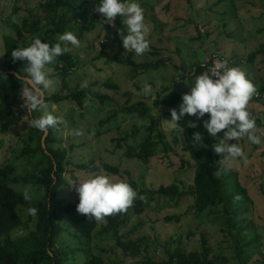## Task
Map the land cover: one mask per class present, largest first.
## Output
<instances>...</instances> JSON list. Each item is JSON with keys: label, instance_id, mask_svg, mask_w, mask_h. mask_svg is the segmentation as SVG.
I'll use <instances>...</instances> for the list:
<instances>
[{"label": "rangeland", "instance_id": "rangeland-1", "mask_svg": "<svg viewBox=\"0 0 264 264\" xmlns=\"http://www.w3.org/2000/svg\"><path fill=\"white\" fill-rule=\"evenodd\" d=\"M38 0H28L21 5L14 22L18 23L29 16V11H35V3ZM191 2V3H190ZM139 0L144 9L145 22L148 26L147 39L149 50L142 57L134 54L136 62L163 60L165 65L158 70H150L147 73L132 75L129 68L105 63L104 59L98 60L97 55L102 49L112 55L121 58L129 52L123 49L118 36V30L123 27L119 16L112 23H108L105 17L96 12L97 3L89 6L87 20L92 21L96 16L95 29L86 33L82 39H78V47L67 45L68 51L78 59V65L70 76L66 78L67 88L73 90L77 87H88L91 91H100L110 97V101L103 104L98 101H85L84 107L79 109L73 102L67 101L59 105L48 104L47 111L53 115L62 117V127L57 128L52 135L53 147L66 148L74 145L69 159L72 165L94 162V170L86 172L78 170L74 166H68L64 173L67 183L60 188L58 198L64 202H76L78 195L75 192V182L89 178L96 174H105L114 180L135 181L143 184L147 189H157L160 186L178 185L181 189L188 188L193 183L194 169L186 165L181 166L182 161H189V155L183 150L180 132L175 125L169 126L162 122H171V116L167 113L170 108L160 107L153 110L148 118L136 119L132 115L119 114L107 124L100 126L99 121L118 111L126 104L143 101L151 106L157 92L164 88H170L180 95V100L175 108L179 115L181 96L190 90V84L194 81L188 77L182 79V69L188 70L190 66L198 62H205L212 51L222 53L231 60V67H239L246 72L256 90L264 89V54L259 55L251 63L248 56L264 44V0ZM14 0H0V60L4 55L3 36L13 35L10 29L5 28L3 20L11 14ZM78 25L69 23L66 31L76 33ZM58 40V38H57ZM31 41L27 40V44ZM24 66H21L22 71ZM193 76L192 72H188ZM53 81L52 87L46 91L45 96L53 93H67L59 86L60 78L51 69L49 73ZM133 77V78H132ZM110 81L118 86L117 90L102 88L104 81ZM145 84H150L153 89L151 95L143 93ZM189 84V85H188ZM248 111L255 118L257 128L264 132V100L248 103ZM38 117L42 113L35 112ZM205 114L203 119H207ZM191 122L196 121L191 116ZM158 123L172 144L173 152L169 157L158 155L150 160L147 165L122 158L124 144L116 148L113 140L119 139L123 133H130L134 125ZM197 133L200 137V146H205L204 134L206 130L198 126ZM83 130V135L75 136L72 133ZM97 133L98 136L95 134ZM261 135L260 133H257ZM31 132L27 118H24L17 126L11 128L6 135H0V166L11 164L16 167L17 175H25L33 169L37 162V155L26 153L27 148H34L36 141L30 138ZM209 137L219 141L223 137V131L217 137ZM46 138V137H45ZM62 139V143L57 140ZM141 140V135L135 141L128 140V144H134ZM261 144L252 145L241 139L239 143L247 158L245 164L237 158L230 170L237 174L242 186L251 198L248 209V219L256 226L255 232L250 233L245 241L254 239L250 247L243 249L248 264L255 262L264 255V135H261ZM45 142V139H44ZM229 141H227L228 143ZM118 166L121 177L104 173L99 167V162ZM128 172V175L125 174ZM22 185H14L15 192L23 195ZM30 200H39L40 193L31 189ZM192 204L188 196L180 201H170L156 197L151 202L149 209L140 216L129 215L128 221L121 229L125 239L135 240L146 237L148 245L147 255L155 261H167L166 250H173L180 246L187 251L196 250L199 247L201 234L204 235L216 251L227 258L226 264H238L231 243H226L227 237L223 236L219 225L212 223V219L206 214L197 216L193 213L185 215L186 210ZM23 222H27L30 215L23 209L20 211ZM180 216V222L166 223L167 216ZM32 217V216H31ZM103 224V222H99ZM30 230L32 224L27 225ZM134 226L137 228L133 230ZM28 227L14 232L13 236H23L28 232ZM194 233L187 241L188 233ZM176 235L181 237V243L174 241ZM62 239L67 244L71 238L64 234ZM112 242L95 241L91 247L94 253L101 250L109 251ZM146 254V253H143ZM76 264H82L85 258L82 254H76ZM137 261L128 260L126 264ZM74 261H71L73 264ZM136 264V263H135Z\"/></svg>", "mask_w": 264, "mask_h": 264}, {"label": "trees", "instance_id": "trees-1", "mask_svg": "<svg viewBox=\"0 0 264 264\" xmlns=\"http://www.w3.org/2000/svg\"><path fill=\"white\" fill-rule=\"evenodd\" d=\"M188 3L190 0H187ZM28 0H14L11 14L3 20L5 28L11 30L13 35L3 36L4 55L0 60V135H6L8 131L17 126L24 118L29 121L35 118L34 112L30 117L23 107L24 101L20 96L21 84L12 73L18 74L22 61L15 63L11 57V51L15 47L27 45V40L38 36L42 42L55 44L59 41L58 36L68 29L69 23L78 25L75 35L82 39L86 33L95 29L96 16L90 22L87 20L89 6L97 3L98 0H38L35 11H29V16L18 23L14 18L18 15L21 5ZM191 3V2H190ZM214 50L212 51V53ZM264 54V44L251 52L248 61L253 62L259 55ZM98 60L104 59L105 63L122 65L130 69L133 76L147 73L150 70H158L165 65L163 60L136 62L134 53L129 52L121 58L112 55L106 49H102L97 55ZM182 69V79L188 77L193 79L195 75L203 73L197 69L193 76H189L193 67ZM78 65L76 59L69 51L56 58L55 62L49 65L60 78L59 86L67 93H53L45 96L47 105H59L63 102H73L77 108L82 109L85 101H98L103 104L110 101V97L100 91H91L88 87L67 88L66 78L74 73ZM133 78V77H132ZM102 88L117 90L118 86L110 81H104ZM264 93V89L260 90ZM180 100V95L170 88H164L157 92L151 106L143 101L129 103L114 111L105 119L100 120V126L110 122L119 114L132 115L136 119L148 118L153 110L160 107L174 109ZM259 102V101H258ZM170 116V111L167 113ZM191 117L187 114L177 122V131L181 134L183 150L189 155V161H182L181 166L186 165L194 169L193 183L185 189L178 185L160 186L157 189H147L143 184L135 181H127L137 193L133 203L123 212L115 213L104 219V223L90 219L88 216L79 214L76 211V202H64L58 198L59 190L67 185L64 173L68 166H71L69 154L74 145L68 149L53 147L52 135L56 133L55 127L48 131L45 138V148L42 147L41 139L43 134L38 130L30 128V138L36 141L34 148H27L26 153L37 155V162L33 169L25 175H17L16 167L11 164L0 166V264H76V254H82L85 261L82 264H126L128 260H136L133 264H226L227 258L216 251L203 234L199 240V247L196 250L187 251L178 246L173 250L167 249V261H155L148 256L147 238L128 240L122 235L121 229L128 221L129 215L140 216L150 207L156 197L170 201H180L188 196L192 204L185 212L200 216L206 214L212 219V223L219 225L223 236L227 237L226 243H231L238 264H248L243 249L255 243V238L245 241L247 236L255 232L256 226L248 219V209L251 198L240 183L236 173L227 170L219 163L220 157L212 151L211 146L218 141L204 134L205 146L201 147L199 141H193V133L197 128L189 127ZM59 123L57 128L62 127ZM97 136L98 134L95 133ZM141 135V140L134 144H128V140L135 141ZM116 148L124 144L122 158L147 165L150 160L158 155L169 157L173 152L172 144L168 141L167 135L158 123L134 125L130 133H123L119 139L113 140ZM62 143V139L57 140ZM234 141H229L231 145ZM78 170L90 172L94 170V162L72 165ZM101 170L109 175L121 177L120 168L102 161L99 162ZM128 175V172H125ZM14 185L23 187L30 185L31 189L40 193L39 200H24L23 195L15 192ZM35 207L37 213L30 215L27 222L22 221L20 211ZM166 223L180 222V216H167ZM32 224L33 229L27 226ZM28 227V232L23 236L14 237L13 234L23 226ZM137 227L134 226L133 230ZM67 234L71 243L67 244L62 235ZM195 234L188 233L187 241ZM112 242L109 251L101 250L94 253L91 247L92 242ZM174 241L181 243V237L176 235ZM146 253V254H143ZM131 264V263H130ZM255 264H264V255H261Z\"/></svg>", "mask_w": 264, "mask_h": 264}, {"label": "clouds", "instance_id": "clouds-1", "mask_svg": "<svg viewBox=\"0 0 264 264\" xmlns=\"http://www.w3.org/2000/svg\"><path fill=\"white\" fill-rule=\"evenodd\" d=\"M95 11L102 14L108 23H112L117 16L120 17L123 27L117 34L126 52L130 51L137 57L148 52L149 41L146 37L149 29L139 0H98ZM58 41L49 44L42 42L38 36H33L29 44L15 47L11 51L13 62L22 61L25 65L16 75L21 84L23 107L30 117L34 112L42 113L31 118L28 125L42 133L44 138L50 128L62 122L61 116L47 111L45 94L53 85L49 65L68 51L67 45L78 47L80 44L72 31L60 34ZM215 69L195 75L189 92L181 96L179 115L176 109H170L171 122L162 123L179 128L176 122L187 114L189 117L195 116L196 121L200 122L189 123L191 128L202 126L213 138L223 131V137L211 148L220 157L219 163L228 169L237 158L247 163L239 141L246 138L252 145H259L264 132L257 128L256 120L247 108L256 89L246 72L239 67H228L223 60L215 64ZM0 78L5 79L3 74H0ZM142 91L146 95L153 93L150 84H145ZM205 114H208L206 120L203 119ZM72 134L81 136L83 130L77 129ZM200 137L199 133H193V141H199ZM227 141L234 143L229 145ZM75 183L78 195L76 211L97 222H103L106 217L125 211L137 197L136 191L128 182L114 180L105 174H96ZM30 192L31 186H25L24 200L31 199ZM26 211L31 216L37 213L35 207H29Z\"/></svg>", "mask_w": 264, "mask_h": 264}, {"label": "built area", "instance_id": "built-area-1", "mask_svg": "<svg viewBox=\"0 0 264 264\" xmlns=\"http://www.w3.org/2000/svg\"><path fill=\"white\" fill-rule=\"evenodd\" d=\"M226 61L227 62V66L228 67H231V65H233V62L229 59H227L226 57H224L222 55V53H219V52H213L210 54L209 58L205 61V62H202V63H199L198 66L196 67H193L192 69V74L195 73V71L197 69H200L201 71H215V64L218 62V61ZM264 100V93L263 92H260V90H256L255 91V94L252 96L251 100L249 101V103H254V102H261Z\"/></svg>", "mask_w": 264, "mask_h": 264}, {"label": "water", "instance_id": "water-1", "mask_svg": "<svg viewBox=\"0 0 264 264\" xmlns=\"http://www.w3.org/2000/svg\"><path fill=\"white\" fill-rule=\"evenodd\" d=\"M12 73H13L15 76L17 75V74L14 73V72H12ZM44 139H45L44 137H42V139H41V143H42V147H43V148H45V145H44Z\"/></svg>", "mask_w": 264, "mask_h": 264}]
</instances>
